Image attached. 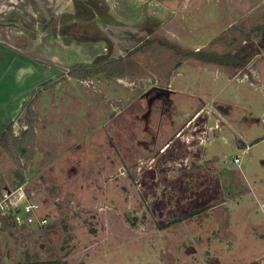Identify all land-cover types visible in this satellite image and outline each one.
I'll list each match as a JSON object with an SVG mask.
<instances>
[{
	"label": "rangeland",
	"instance_id": "1",
	"mask_svg": "<svg viewBox=\"0 0 264 264\" xmlns=\"http://www.w3.org/2000/svg\"><path fill=\"white\" fill-rule=\"evenodd\" d=\"M90 10L152 33L137 63L73 76L110 56ZM263 30L264 0H6L0 199L22 185L49 224L0 219V264H264Z\"/></svg>",
	"mask_w": 264,
	"mask_h": 264
},
{
	"label": "flooded vegetation",
	"instance_id": "2",
	"mask_svg": "<svg viewBox=\"0 0 264 264\" xmlns=\"http://www.w3.org/2000/svg\"><path fill=\"white\" fill-rule=\"evenodd\" d=\"M91 12H92L91 17L92 16L93 17L88 19V20H84V22L82 23L83 26L87 29H90L91 27H93V25H94L93 23L95 22L96 23L95 25H97L98 28L100 29L98 32L101 31L104 38L109 39V37H110V39H111L110 40L111 43L109 42V48L110 49H108V50H110V53H105L106 56L110 54L111 57L108 56L105 58H100L102 65L94 67V68L102 69V66L107 65L106 63H108V62H110V64L117 63V62L119 63L120 60H122V59H123L122 61H125L128 59H133L135 61V57H136V56H134L135 54L141 53L142 49H145V52H147V49H149L148 46L152 42L151 41L152 40L151 39L152 33H149L147 36L144 35L142 37H137V32H135L134 29H128V27H123L122 25L117 24L110 17V15L108 14V11L104 10V11H102L103 13H101V14H99L100 12L97 13L98 11H94V10ZM96 13L98 14L97 16H95ZM79 16H80L79 12L76 11L73 13V15L70 16V18H72L71 20L63 21L60 19L61 21H59V24H58V28H59L58 32L61 34L64 33L65 36L68 35L69 32L64 31V28H66V26H67V21L71 22V23H77V22H79V20H78ZM60 18H63V17H60ZM77 27H79V26H77ZM144 30L151 32L150 31L151 28H149V27H146L145 29H141V32H143ZM131 31H133V32H131ZM70 35L73 38V40L79 41L80 39H82L81 35H75V34H73V32H70ZM83 42H85V41H83ZM132 44H133V46L130 47V45H132ZM140 45H144L146 47L142 48ZM114 49L115 50L124 49L125 53L121 57L112 56L113 55L112 52H114ZM106 50L107 49H105V51ZM106 59H107V61H106ZM92 69L93 68H90V69L87 68L84 71L92 70Z\"/></svg>",
	"mask_w": 264,
	"mask_h": 264
},
{
	"label": "built area",
	"instance_id": "3",
	"mask_svg": "<svg viewBox=\"0 0 264 264\" xmlns=\"http://www.w3.org/2000/svg\"><path fill=\"white\" fill-rule=\"evenodd\" d=\"M235 162L239 163V159L236 158ZM27 198L22 185L14 191L6 189L0 199V219L20 229L36 224L47 226L49 220L42 214L39 203Z\"/></svg>",
	"mask_w": 264,
	"mask_h": 264
},
{
	"label": "trees",
	"instance_id": "4",
	"mask_svg": "<svg viewBox=\"0 0 264 264\" xmlns=\"http://www.w3.org/2000/svg\"><path fill=\"white\" fill-rule=\"evenodd\" d=\"M264 32V30H263ZM188 55H190L191 57L193 58H196L198 60H202V61H211V62H214V63H218V64H243L244 63V60L245 58H247L246 56L243 57V58H239V57H236V56H218V55H213V54H195L193 52H189ZM101 72V69H96V68H93L92 70H87L85 71L82 75H80L79 73H76L75 72H72L73 76L74 77H79V76H89V75H92V74H95V73H99ZM113 75V74H112ZM11 125L12 124H9V126L7 127V129L0 135V146L3 145V147L6 149V150H10V146L8 145V141H9V132L11 131ZM31 131V130H30ZM28 132L27 130L24 132V134L26 135ZM30 139L33 138V135L31 137H29ZM13 145L16 146V148H21L22 147V142L18 139H14V142H13ZM16 176L18 178V186L21 184V182L23 181L24 177H23V174L20 172V171H17L16 172ZM207 209L206 208H202L200 210H197V211H194L193 213H191L190 215H187V216H184L183 218L184 219H175V222H181L185 219H188V218H191L193 215L195 214H199V213H202L204 211H206ZM4 225H3V228H8L10 227L9 224L7 223V220H4L3 221ZM15 226V225H14ZM55 264H67L65 263L64 261H59ZM253 264H256V263H253Z\"/></svg>",
	"mask_w": 264,
	"mask_h": 264
},
{
	"label": "crops",
	"instance_id": "5",
	"mask_svg": "<svg viewBox=\"0 0 264 264\" xmlns=\"http://www.w3.org/2000/svg\"><path fill=\"white\" fill-rule=\"evenodd\" d=\"M6 0H0V7L4 4Z\"/></svg>",
	"mask_w": 264,
	"mask_h": 264
}]
</instances>
